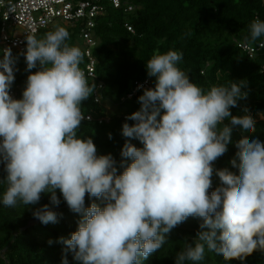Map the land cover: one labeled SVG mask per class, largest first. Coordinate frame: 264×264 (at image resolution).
I'll list each match as a JSON object with an SVG mask.
<instances>
[{"label": "clouds", "instance_id": "9594fccd", "mask_svg": "<svg viewBox=\"0 0 264 264\" xmlns=\"http://www.w3.org/2000/svg\"><path fill=\"white\" fill-rule=\"evenodd\" d=\"M249 27L251 41L264 36V21L254 20ZM68 39L64 27L40 39L26 37V71L38 65L39 70L28 75L22 99L9 94L15 79L11 49L0 60L3 205H35L47 192L58 206L56 190L62 193L82 218L70 238H59L65 245L61 264H69V253L77 264H142L167 242L165 234L189 217L202 223L194 247L177 253L176 264L203 261L206 250L221 254L226 264L264 251V143L241 138L236 143L239 163L230 161L238 174L215 170L221 185L209 194L213 162L227 152L232 127L256 132L251 115L230 112L247 98L246 82L205 92L177 66L182 53L156 49L146 62L155 86L144 90L140 109L126 117L135 123L122 126V135L138 139L143 148L126 141L120 161L124 170L117 174L111 154L98 156L93 140L77 135L84 119L81 102L93 86L79 67L82 51ZM225 118L230 124L223 123ZM86 193L101 198L104 206L85 207ZM59 215L47 204L33 212L44 225L57 223Z\"/></svg>", "mask_w": 264, "mask_h": 264}, {"label": "trees", "instance_id": "16d2710c", "mask_svg": "<svg viewBox=\"0 0 264 264\" xmlns=\"http://www.w3.org/2000/svg\"><path fill=\"white\" fill-rule=\"evenodd\" d=\"M136 9L125 12L123 9L109 8L108 14L100 18L96 27L98 43L93 49L97 59L96 71L98 83L103 84L100 90L102 102H96L95 89L97 81H89L93 86L90 97L81 102L83 119L77 135L91 138L97 148V155L111 154L117 162V174L123 172L120 161L124 158L121 151L125 142L133 144L138 149L143 144L138 139L126 138L122 135L124 123L134 124L126 117L140 109L138 92L133 98L123 100L133 91L137 80L151 79L155 86V77H149L146 62L154 51L161 53L169 50L183 54L178 67L189 75V79L205 92L212 86H230L232 82L245 81L242 91L248 93L247 98L240 99L236 107H231L233 116L249 114L256 121L255 133L243 132L239 126L232 127L231 140L227 152L219 157L214 164L212 182L221 185L215 174L217 169L227 168L238 174V168L230 161L237 159L236 143L248 136L250 140L258 139L264 143V51L250 57L238 47V42L258 45L264 42V36L256 41L250 39V24L254 20L264 21V0H133ZM130 24L135 33L128 31L125 24ZM62 22L56 26L44 29L35 35L38 39L45 33L64 27L69 33L66 41L70 46L78 47L83 54L80 68L85 64L83 43L79 31L75 27ZM248 37V40L245 38ZM16 58L18 72L14 74V82L10 88L16 89L13 99H22L26 88L27 77L37 68L26 71L25 55L12 54ZM3 59L0 46V60ZM9 90V91H10ZM107 104L115 111L107 112ZM247 110V112H245ZM108 117V121H106ZM224 124H230L225 118ZM111 133V139H109ZM131 161L129 160L128 163ZM4 165L0 163V264H61L65 245L59 242L60 237L70 238L78 230L81 214L72 212L62 193L57 189L60 199L58 206L52 205L51 193H42L40 201L35 205L18 204L15 208L5 207L2 203L3 193L7 184ZM92 203L103 207L101 198L85 195V207ZM49 205L58 216V222L47 225L39 222L33 212ZM202 219L189 217L185 222L176 226L170 233L165 234L167 242L162 248L150 255L142 264H176L177 253L184 251L187 245L194 247L196 234L200 230ZM49 240L52 241L49 244ZM69 264H77L71 253L68 254ZM185 264H226L221 254L208 252L200 262L186 261ZM227 264H264V251L256 250L241 262L228 261Z\"/></svg>", "mask_w": 264, "mask_h": 264}, {"label": "built area", "instance_id": "2783aa9c", "mask_svg": "<svg viewBox=\"0 0 264 264\" xmlns=\"http://www.w3.org/2000/svg\"><path fill=\"white\" fill-rule=\"evenodd\" d=\"M109 8L123 9L125 12H132L136 9L133 0H0V46L4 55L5 49H11L12 54L24 55L26 52L28 35H37L40 31L50 28L58 22L75 27L79 31V37L83 43L85 64L80 68L86 79L92 82L97 81L95 89L96 102H102L100 90L102 83H98L96 71L97 59L93 55V49L98 40L96 27L100 18L108 14ZM128 31L135 33L130 24H125ZM260 42L258 45L238 42V47L250 57L256 56L264 47ZM2 70V69H0ZM16 68L14 66V72ZM264 71V68H263ZM142 86V87H141ZM15 89L9 91L13 98ZM153 88L150 78L137 80L131 93L123 100L131 99L138 92ZM91 119V116H84V119ZM106 117V121H108ZM215 161L213 162L214 167ZM217 186L212 182L209 194Z\"/></svg>", "mask_w": 264, "mask_h": 264}, {"label": "rangeland", "instance_id": "374dc122", "mask_svg": "<svg viewBox=\"0 0 264 264\" xmlns=\"http://www.w3.org/2000/svg\"><path fill=\"white\" fill-rule=\"evenodd\" d=\"M66 25H67V24H66ZM66 25H65V26H66ZM54 26H56V24H55ZM67 26H68V25H67ZM14 59H16V58H14ZM17 63H19V61H16V60H15V65H14V66H15L16 70H15L14 74L17 73L18 70H19V68H18V66H17ZM106 107H107V112H108L109 114H110L111 112L115 111V108H113V106H111L110 104H109V105L107 104Z\"/></svg>", "mask_w": 264, "mask_h": 264}, {"label": "water", "instance_id": "95a60500", "mask_svg": "<svg viewBox=\"0 0 264 264\" xmlns=\"http://www.w3.org/2000/svg\"><path fill=\"white\" fill-rule=\"evenodd\" d=\"M34 222H39V220L37 219V220H34Z\"/></svg>", "mask_w": 264, "mask_h": 264}]
</instances>
